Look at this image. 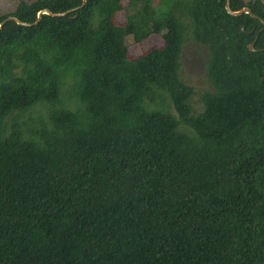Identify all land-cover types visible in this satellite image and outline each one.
Returning a JSON list of instances; mask_svg holds the SVG:
<instances>
[{"label": "trees", "instance_id": "trees-1", "mask_svg": "<svg viewBox=\"0 0 264 264\" xmlns=\"http://www.w3.org/2000/svg\"><path fill=\"white\" fill-rule=\"evenodd\" d=\"M224 2L0 13L29 24L0 27V264H264V25ZM187 42L212 91L180 77Z\"/></svg>", "mask_w": 264, "mask_h": 264}, {"label": "rangeland", "instance_id": "rangeland-1", "mask_svg": "<svg viewBox=\"0 0 264 264\" xmlns=\"http://www.w3.org/2000/svg\"><path fill=\"white\" fill-rule=\"evenodd\" d=\"M20 0H0V13L11 12L15 5ZM247 1V0H244ZM119 22L124 20V13L119 12L117 15ZM127 50L130 55H137L142 50L147 49L152 45L162 44V40L158 35H150L144 41L138 44H131L129 39L126 38ZM205 60L206 49L203 46L197 45L193 42H187L183 45L180 54V77L186 85L192 86L195 90L212 91V86L207 82L205 76ZM194 96L192 99L197 101ZM195 107V104H193ZM169 112L171 109L168 108ZM42 112V111H41ZM172 114L173 111H172ZM27 115L24 113V116ZM175 115V114H174ZM176 116V115H175Z\"/></svg>", "mask_w": 264, "mask_h": 264}, {"label": "water", "instance_id": "water-1", "mask_svg": "<svg viewBox=\"0 0 264 264\" xmlns=\"http://www.w3.org/2000/svg\"><path fill=\"white\" fill-rule=\"evenodd\" d=\"M259 1H260L262 4H264V0H259ZM83 2H84V0H82V3L79 5V7L82 6ZM76 8H77V7H76ZM73 9H75V8H73ZM73 9H70V10H67V11H64V12H61V13H50V12L47 11V10H41V11H39V12L37 13L36 20H35L32 24H35V23L37 22V20H38V18H39V15H40L41 13H45V14L52 15V16H63V15L67 14L68 12H70V11L73 10ZM224 9H225V11H226L228 14H230V15H239V14H241V13H246V14H248L250 17H252V18L256 19L258 22H260L262 25H264V20H263L262 18H260L259 16L253 14V13H252L247 7H242V8H240L239 10L232 11V10L229 9V0H225V2H224ZM5 20H14L16 23H18L19 25H23V26H28V25H29V24H27V23H23V22H20V21L16 20L14 17L9 16V17H6L4 20H2V21L0 22V27H1V25L3 24V22H4ZM240 29L242 30V27H240ZM247 47H248L249 50H251V51L253 50V45H252V43H249V44L247 45Z\"/></svg>", "mask_w": 264, "mask_h": 264}, {"label": "flooded vegetation", "instance_id": "flooded-vegetation-1", "mask_svg": "<svg viewBox=\"0 0 264 264\" xmlns=\"http://www.w3.org/2000/svg\"><path fill=\"white\" fill-rule=\"evenodd\" d=\"M198 45V44H197ZM200 46H202V45H200Z\"/></svg>", "mask_w": 264, "mask_h": 264}]
</instances>
